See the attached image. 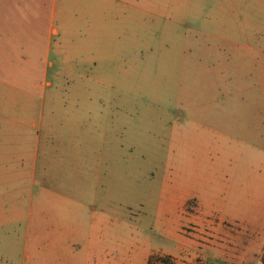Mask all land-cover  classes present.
Returning a JSON list of instances; mask_svg holds the SVG:
<instances>
[{
    "label": "rangeland",
    "instance_id": "rangeland-1",
    "mask_svg": "<svg viewBox=\"0 0 264 264\" xmlns=\"http://www.w3.org/2000/svg\"><path fill=\"white\" fill-rule=\"evenodd\" d=\"M118 2L93 56L39 50L0 193L63 195L100 264H264V0Z\"/></svg>",
    "mask_w": 264,
    "mask_h": 264
},
{
    "label": "crops",
    "instance_id": "crops-1",
    "mask_svg": "<svg viewBox=\"0 0 264 264\" xmlns=\"http://www.w3.org/2000/svg\"><path fill=\"white\" fill-rule=\"evenodd\" d=\"M116 6L124 11L128 4L118 0H0V120L20 127L21 121L35 113L31 90L36 86L39 50L46 56L53 53L62 64L72 51L93 56L103 17L117 20ZM69 41L76 43L69 45ZM52 66L47 61L40 68ZM12 133L19 131L0 129V137ZM2 147L0 141V156ZM5 181L0 174V184ZM24 198L0 193V264H100L96 248L101 229L98 234L93 228L86 230L84 211L61 208L63 195L53 197L57 198L52 199L53 208L40 207L43 199L33 203L37 197L24 207Z\"/></svg>",
    "mask_w": 264,
    "mask_h": 264
},
{
    "label": "trees",
    "instance_id": "trees-1",
    "mask_svg": "<svg viewBox=\"0 0 264 264\" xmlns=\"http://www.w3.org/2000/svg\"><path fill=\"white\" fill-rule=\"evenodd\" d=\"M151 263V260H150V258L148 259V261H147V264H150Z\"/></svg>",
    "mask_w": 264,
    "mask_h": 264
}]
</instances>
